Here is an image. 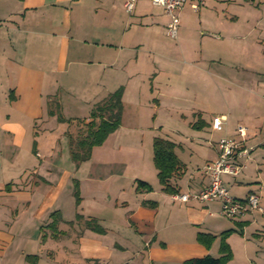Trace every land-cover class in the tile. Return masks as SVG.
I'll return each instance as SVG.
<instances>
[{
	"label": "crops",
	"instance_id": "crops-1",
	"mask_svg": "<svg viewBox=\"0 0 264 264\" xmlns=\"http://www.w3.org/2000/svg\"><path fill=\"white\" fill-rule=\"evenodd\" d=\"M124 1L0 0V264H184L217 256L222 241L225 264H264V212L229 218L218 198H173L153 161L162 131L180 160L175 194H191L210 181L203 166L218 139L244 124L253 149L222 179L235 197L258 193L264 207L260 18L244 24L219 0L198 11L187 1L173 38L162 6L137 0L127 12ZM119 88L118 127L76 162L70 137Z\"/></svg>",
	"mask_w": 264,
	"mask_h": 264
},
{
	"label": "built area",
	"instance_id": "built-area-1",
	"mask_svg": "<svg viewBox=\"0 0 264 264\" xmlns=\"http://www.w3.org/2000/svg\"><path fill=\"white\" fill-rule=\"evenodd\" d=\"M189 1L193 11H198L204 0H151L152 4L162 6L169 16L166 24V33L177 38L179 29V11L184 3ZM137 0H125L124 9L132 12ZM225 119L220 115L212 116L211 125L214 129L220 130L224 127ZM236 137L227 135L221 136L217 141V157L203 166V171L210 176L209 183L203 188L191 194H173V198L186 201L189 198L198 200H210L218 198L221 202V213L229 218L243 215L247 212L254 214L256 210L264 212L260 203V196L256 192H250L244 198H238L231 194L229 188L224 184L222 174L237 175L246 166V159L249 157L252 146H246L245 140L247 127L238 124Z\"/></svg>",
	"mask_w": 264,
	"mask_h": 264
},
{
	"label": "trees",
	"instance_id": "trees-1",
	"mask_svg": "<svg viewBox=\"0 0 264 264\" xmlns=\"http://www.w3.org/2000/svg\"><path fill=\"white\" fill-rule=\"evenodd\" d=\"M121 111L120 88L110 92L94 104L90 119L82 123L75 136L70 137V153L76 162L87 159L90 156L92 147L102 143L108 134L118 127ZM175 145L176 143L168 137L156 135L153 139V161L157 168V175L162 189L170 193L178 191L170 181L180 165V160L175 152ZM146 185L148 183L145 180H137V188ZM51 217L52 220L48 225L55 229L60 217L56 211L52 213ZM198 239L208 244L212 240V235L199 232ZM219 251L220 253L217 256L206 254L201 257L187 258L184 260V264H225L231 254L225 241H222Z\"/></svg>",
	"mask_w": 264,
	"mask_h": 264
},
{
	"label": "rangeland",
	"instance_id": "rangeland-1",
	"mask_svg": "<svg viewBox=\"0 0 264 264\" xmlns=\"http://www.w3.org/2000/svg\"><path fill=\"white\" fill-rule=\"evenodd\" d=\"M218 2L219 3H216L218 7L222 8V7L227 6L229 10L231 9L240 10L241 11V18L239 20L240 23L243 22L244 24H246L247 20L250 22L251 20L255 21L256 19L260 18L259 28L261 32L264 33V0H219ZM229 49H230V46H229ZM262 50H264V45H262ZM248 66L251 67L250 64H248ZM254 67H257L256 68L257 70L264 69V58H262L258 66L254 65ZM157 135L165 137V133L162 131L158 133ZM109 216L112 217V214H110ZM122 255L124 256V254H112V259L117 261L123 257ZM169 264H178V263L170 262Z\"/></svg>",
	"mask_w": 264,
	"mask_h": 264
}]
</instances>
